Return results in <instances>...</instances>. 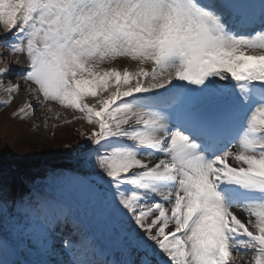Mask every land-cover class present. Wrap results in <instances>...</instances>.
Returning <instances> with one entry per match:
<instances>
[{
    "label": "snow or ice",
    "instance_id": "obj_1",
    "mask_svg": "<svg viewBox=\"0 0 264 264\" xmlns=\"http://www.w3.org/2000/svg\"><path fill=\"white\" fill-rule=\"evenodd\" d=\"M0 25L2 103L86 128L56 191L0 171V216L71 256L41 264H264V0H0ZM83 197L120 259L98 258Z\"/></svg>",
    "mask_w": 264,
    "mask_h": 264
},
{
    "label": "rangeland",
    "instance_id": "obj_2",
    "mask_svg": "<svg viewBox=\"0 0 264 264\" xmlns=\"http://www.w3.org/2000/svg\"><path fill=\"white\" fill-rule=\"evenodd\" d=\"M13 75L15 74H13L12 72L9 75V77ZM16 99L18 100L20 105H22V103L26 99L25 93L20 92L16 96ZM61 112L62 115L67 116V118L71 120V116L68 115V113L63 112V110H61ZM50 115L51 118L49 119L48 127L46 128L44 126L45 116L41 113V109L39 108L36 109V115L28 119L32 123L31 127L27 126L20 120L10 119L12 117H10L8 113H4L3 115H0V137H2V140L4 142L11 145L10 149L12 151H17L18 153H22L27 149L28 150L30 149L32 151V148H30L32 146L30 141L32 142L34 141L35 145L36 142H41V141H43V143L49 141L50 145L53 146L62 145V142H60L62 141L60 140L62 135H60V130H59L61 126L60 127L57 126L62 125L65 122L63 120L56 121L54 113ZM53 125L57 127L55 128V130H54L55 126ZM62 127H67V125H64ZM59 148L61 150V147ZM44 150H48V149L44 147Z\"/></svg>",
    "mask_w": 264,
    "mask_h": 264
},
{
    "label": "trees",
    "instance_id": "obj_3",
    "mask_svg": "<svg viewBox=\"0 0 264 264\" xmlns=\"http://www.w3.org/2000/svg\"><path fill=\"white\" fill-rule=\"evenodd\" d=\"M31 144L32 146L29 147L32 148V151H28L26 154L22 155L16 151H11L9 149V144L4 143L0 137V167H11L15 169H12L15 172L18 169L29 171L31 168L42 163L58 166L63 165L68 161V159L65 157V153L68 152V148H66L64 151L62 148L60 150L59 147L52 148V146V149L46 152L44 147L40 148V144ZM64 144L62 143V146ZM15 172L12 174L13 177L17 176V173Z\"/></svg>",
    "mask_w": 264,
    "mask_h": 264
},
{
    "label": "bare ground",
    "instance_id": "obj_4",
    "mask_svg": "<svg viewBox=\"0 0 264 264\" xmlns=\"http://www.w3.org/2000/svg\"><path fill=\"white\" fill-rule=\"evenodd\" d=\"M62 143H64L63 141H62ZM39 146L40 147H46V149H49L50 148V142L48 141H46L45 143H43V141H41V142H39ZM56 146H59V147H61V145H56ZM56 146H53L52 148H54V147H56ZM51 148V149H52ZM62 148V147H61Z\"/></svg>",
    "mask_w": 264,
    "mask_h": 264
}]
</instances>
